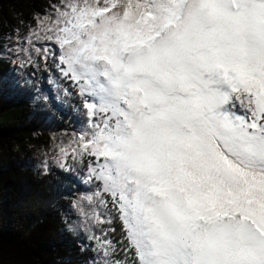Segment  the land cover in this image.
<instances>
[{
  "label": "snow or ice",
  "instance_id": "obj_1",
  "mask_svg": "<svg viewBox=\"0 0 264 264\" xmlns=\"http://www.w3.org/2000/svg\"><path fill=\"white\" fill-rule=\"evenodd\" d=\"M0 60L76 114L38 151L85 264H264V0H49Z\"/></svg>",
  "mask_w": 264,
  "mask_h": 264
},
{
  "label": "trees",
  "instance_id": "obj_2",
  "mask_svg": "<svg viewBox=\"0 0 264 264\" xmlns=\"http://www.w3.org/2000/svg\"><path fill=\"white\" fill-rule=\"evenodd\" d=\"M48 2L0 0V43ZM15 76L12 65L0 60V264H83L89 254L80 251L63 210L71 178L54 166L45 175L26 165L51 132L43 128L45 113L35 101L10 85Z\"/></svg>",
  "mask_w": 264,
  "mask_h": 264
},
{
  "label": "rangeland",
  "instance_id": "obj_3",
  "mask_svg": "<svg viewBox=\"0 0 264 264\" xmlns=\"http://www.w3.org/2000/svg\"><path fill=\"white\" fill-rule=\"evenodd\" d=\"M43 81L47 82V73L44 74V78L42 80L40 87L45 93L49 94L50 96H54L55 95L54 88L48 83L43 84ZM10 85H12L15 88H18L19 90L24 92L26 95H28L35 101L34 98L36 96V92L30 86L25 85L17 74L14 78L11 79ZM35 104L39 109H41L45 113V115L43 116V120H42L43 128L48 129L51 133L61 132V131H64L65 129L71 130L72 126H78L76 125V114L74 113L72 106L70 104L63 105V104H60V102H57L59 107L56 110H52L48 106H45L42 103H37L36 101H35ZM40 159L41 157L39 154L36 156L34 160L27 161L28 163L26 164L27 167L30 169H34V170L38 168L41 169L39 167ZM45 202L47 203L48 206L54 205V200L48 199ZM64 206L65 208L63 210H64L65 217L67 219L69 214H71L73 210L70 207V202L65 203ZM71 218L75 219L76 217L72 215ZM82 262L83 264H85L86 262V260H84L83 257H82Z\"/></svg>",
  "mask_w": 264,
  "mask_h": 264
}]
</instances>
